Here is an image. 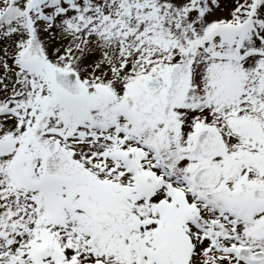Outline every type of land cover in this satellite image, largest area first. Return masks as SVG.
Returning <instances> with one entry per match:
<instances>
[{"label": "snow or ice", "instance_id": "1", "mask_svg": "<svg viewBox=\"0 0 264 264\" xmlns=\"http://www.w3.org/2000/svg\"><path fill=\"white\" fill-rule=\"evenodd\" d=\"M0 264H264V0H0Z\"/></svg>", "mask_w": 264, "mask_h": 264}]
</instances>
